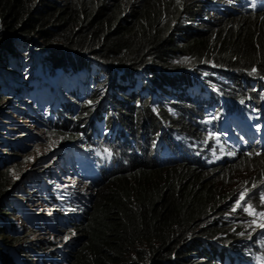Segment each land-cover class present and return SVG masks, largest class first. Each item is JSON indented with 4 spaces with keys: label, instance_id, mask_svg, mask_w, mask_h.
Wrapping results in <instances>:
<instances>
[{
    "label": "trees",
    "instance_id": "16d2710c",
    "mask_svg": "<svg viewBox=\"0 0 264 264\" xmlns=\"http://www.w3.org/2000/svg\"><path fill=\"white\" fill-rule=\"evenodd\" d=\"M239 2L0 0V264H264L262 129L239 149L222 118L264 97ZM39 129L58 147L13 179Z\"/></svg>",
    "mask_w": 264,
    "mask_h": 264
},
{
    "label": "rangeland",
    "instance_id": "374dc122",
    "mask_svg": "<svg viewBox=\"0 0 264 264\" xmlns=\"http://www.w3.org/2000/svg\"><path fill=\"white\" fill-rule=\"evenodd\" d=\"M23 122H24V125L26 126V123H28V120L24 119ZM27 127L30 130L35 132L37 130L38 126H35V124L31 123L30 126H27ZM39 130H40V132H42L41 133L42 138L40 140L38 139L37 141H34V142H32L31 140L26 141L27 145H29L28 146L29 150L26 153H24L21 157L23 158V156H25L27 154L26 156L28 158L25 160H22L20 157L17 161H15V162H17V165H14V166H17V170H15V176L12 177L13 179L16 178L17 174H21L22 171L25 170V172H26V171L30 170L29 168H35L36 165H41L42 160L39 158L41 156L46 155V154H50V153L52 154L53 151L56 150V148L58 147V145H57L58 142L55 140V137L51 138V137L44 136L45 132L42 131L41 129H39ZM263 152H264V150H263ZM49 160L50 159H48V161ZM11 165H13V163ZM65 166H66V164L64 163V161H62V167L64 168ZM233 178L235 179V184L230 185L227 182L224 184V186L226 188H228L229 186H231L233 188V186H234L236 188V191L239 192L238 194H240V195L242 193L245 194V192H246L245 187L248 184H246V183L242 184L241 183L243 180V175H237L236 177L234 176ZM71 182H74V179H71ZM259 197H263V199H264V191L260 192ZM35 207H38V205H36ZM40 208H38L37 211L40 210ZM252 210L256 213L255 215H250L252 221H255V225L259 226L261 223H264V218H262L259 215V213L264 212V208L263 209H257V210L252 209ZM40 211H42V210H40ZM48 214H50V212ZM24 223L28 228H30L28 223H26V222H24ZM40 232H42V233L40 234ZM47 232H50V229L46 228V229L40 230L39 234L41 236H46ZM79 233H78V231H75L74 229H72L68 234L66 233V231H60L58 233H53V231H52L50 234V237L53 238V240H55L54 246L59 247V246H63V244H65L67 241H69V239L74 234L78 235Z\"/></svg>",
    "mask_w": 264,
    "mask_h": 264
},
{
    "label": "clouds",
    "instance_id": "9594fccd",
    "mask_svg": "<svg viewBox=\"0 0 264 264\" xmlns=\"http://www.w3.org/2000/svg\"><path fill=\"white\" fill-rule=\"evenodd\" d=\"M241 4V2H239ZM260 4H264V0H244V3L241 4L244 7H250L254 10L260 7ZM264 83V78H261ZM247 112H243L242 114H235L232 112H226L223 114L222 118H226L227 121H223V125H229L228 128L224 127V129L230 131V135L232 137V142L239 149H245L244 145L241 143L242 140L247 141L243 134L251 133L252 129L248 131L246 128V124L250 123L251 127L261 128L262 132L256 136L252 137L253 143L257 144L260 140H264V97H251L247 99ZM236 111H240L238 108ZM231 119H229V117ZM232 124V127L230 126ZM243 133V134H242ZM238 142H237V141ZM250 142V141H247ZM243 147V148H242ZM263 152V151H262Z\"/></svg>",
    "mask_w": 264,
    "mask_h": 264
},
{
    "label": "snow or ice",
    "instance_id": "6c2138e0",
    "mask_svg": "<svg viewBox=\"0 0 264 264\" xmlns=\"http://www.w3.org/2000/svg\"><path fill=\"white\" fill-rule=\"evenodd\" d=\"M244 198H245V194L242 193V194H241V198H240V200H238V201L236 202V207H240V206H241V201L244 200ZM233 211H235V208L233 209ZM244 211L248 212L250 215H255V214H256V213L251 209L250 206H249V207H245V208H244ZM259 215H260L262 218H264V212L259 213ZM253 223H255V221H253ZM259 227L262 228V229H264V223H261V224L259 225Z\"/></svg>",
    "mask_w": 264,
    "mask_h": 264
}]
</instances>
